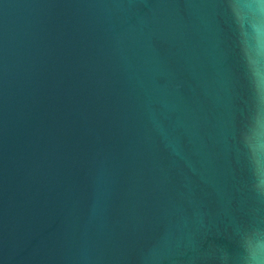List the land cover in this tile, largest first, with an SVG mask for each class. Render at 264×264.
Instances as JSON below:
<instances>
[{
  "label": "water",
  "instance_id": "water-1",
  "mask_svg": "<svg viewBox=\"0 0 264 264\" xmlns=\"http://www.w3.org/2000/svg\"><path fill=\"white\" fill-rule=\"evenodd\" d=\"M0 264H264V0H0Z\"/></svg>",
  "mask_w": 264,
  "mask_h": 264
}]
</instances>
